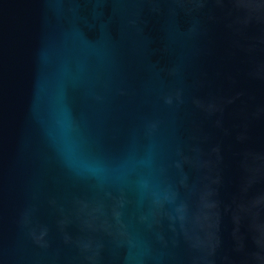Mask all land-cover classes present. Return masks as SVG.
I'll return each instance as SVG.
<instances>
[{
	"label": "water",
	"instance_id": "1",
	"mask_svg": "<svg viewBox=\"0 0 264 264\" xmlns=\"http://www.w3.org/2000/svg\"><path fill=\"white\" fill-rule=\"evenodd\" d=\"M0 264H264V0H0Z\"/></svg>",
	"mask_w": 264,
	"mask_h": 264
}]
</instances>
